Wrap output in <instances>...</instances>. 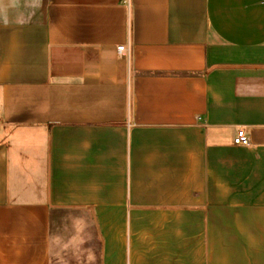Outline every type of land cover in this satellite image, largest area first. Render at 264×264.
I'll return each instance as SVG.
<instances>
[{
	"label": "crops",
	"instance_id": "1",
	"mask_svg": "<svg viewBox=\"0 0 264 264\" xmlns=\"http://www.w3.org/2000/svg\"><path fill=\"white\" fill-rule=\"evenodd\" d=\"M0 264H264V0H0Z\"/></svg>",
	"mask_w": 264,
	"mask_h": 264
},
{
	"label": "built area",
	"instance_id": "2",
	"mask_svg": "<svg viewBox=\"0 0 264 264\" xmlns=\"http://www.w3.org/2000/svg\"><path fill=\"white\" fill-rule=\"evenodd\" d=\"M123 50V46L117 47V51L120 52ZM233 144L238 146H247L249 145V139L246 136L245 132L242 129H238L236 136L233 139Z\"/></svg>",
	"mask_w": 264,
	"mask_h": 264
},
{
	"label": "rangeland",
	"instance_id": "3",
	"mask_svg": "<svg viewBox=\"0 0 264 264\" xmlns=\"http://www.w3.org/2000/svg\"><path fill=\"white\" fill-rule=\"evenodd\" d=\"M72 218V217H75V214H68V215H65L64 218ZM91 235L93 236V232H91Z\"/></svg>",
	"mask_w": 264,
	"mask_h": 264
}]
</instances>
